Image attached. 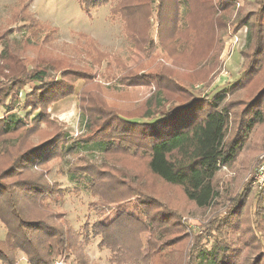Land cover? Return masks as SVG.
<instances>
[{"label":"rangeland","instance_id":"1","mask_svg":"<svg viewBox=\"0 0 264 264\" xmlns=\"http://www.w3.org/2000/svg\"><path fill=\"white\" fill-rule=\"evenodd\" d=\"M86 2L92 5H81L76 0H0V85L21 69H43L44 79L65 91L40 109L30 108L35 114V110L41 113L35 119L22 113L19 106L12 110L22 117V124L14 133L0 135V172L31 144L46 142L50 146L43 160L23 162L18 167L21 171L12 169L6 184L30 177L45 180L51 187L49 193L38 202L29 196L20 201L39 204L43 210L46 207L67 232L76 230L82 241L81 232L87 225L112 214L100 197L68 179L70 171L89 169L87 172L94 174L88 176L103 177L96 189L107 198L130 197L129 188L138 185L143 195L160 200L184 224L188 234L185 244L176 243L179 229L173 226L151 227L147 219L135 225L136 232L128 241L131 244L142 239L141 256H148L142 264H186L192 260L188 251L199 244L202 250L211 252L229 247L237 264H264V122L248 133L234 160L218 169L214 184L219 195L205 209H193L178 186L149 172L142 157L119 150L103 155L96 149L88 151L76 145L97 128L87 133L89 121L98 124L100 108H105L106 113L136 116L157 93L168 100L178 98L167 93L166 80L154 77L158 73L179 79L200 97H213L220 91L223 104L230 110L227 136L231 138L245 112L253 113L255 110L250 109L254 108L264 113V52L257 55L263 49L262 36L254 30L249 34L250 28L240 23L243 14L257 11L261 15L262 5L257 0H237L224 11L220 0H191V6L184 9L168 0L161 10L159 0ZM136 3V8L131 7ZM175 8L180 15L176 39L170 31L173 23L166 20L160 27L156 13L161 10L164 18ZM135 74L148 83L127 85L128 78ZM34 85L28 83L19 100ZM257 95V101L251 104ZM7 114L0 107L2 120ZM77 178L87 180L83 175ZM15 193L20 198V191ZM32 208L25 209L26 213L31 214ZM0 216L12 224L14 216L2 200ZM1 217L0 264H27L24 252L8 244ZM148 239L153 247H148ZM71 248L74 252L64 251L51 264H78L74 242ZM155 249L158 251L150 255ZM80 251L86 264L132 262L127 256L121 263L124 257L119 256L125 254L116 255L111 262L107 242L95 236L83 241Z\"/></svg>","mask_w":264,"mask_h":264},{"label":"trees","instance_id":"2","mask_svg":"<svg viewBox=\"0 0 264 264\" xmlns=\"http://www.w3.org/2000/svg\"><path fill=\"white\" fill-rule=\"evenodd\" d=\"M79 4H87V0H76ZM102 0H93L94 4ZM104 1V0H103ZM183 5L184 9L191 6V0H173ZM261 15L254 11L252 14H243L240 23L250 28L249 34L256 32L261 35V45L263 49L257 54L264 52V0H257ZM237 0H220L223 10L227 11L235 4ZM168 0H159L161 10L166 8ZM87 5H92L91 3ZM136 8L138 3L130 4ZM180 6H178L179 8ZM243 7V6H242ZM238 8V11L242 9ZM161 10H157L158 22L161 27L167 20L171 21V34L176 39V32L179 22L177 16H180L175 10L166 12V17L160 16ZM165 11V10H163ZM133 12V13H138ZM241 12V11H239ZM165 25V24H164ZM256 55V57H257ZM173 68V67H172ZM25 72L21 69L11 76L7 83L0 85V107L9 112L5 119L0 118V135H9L17 131L22 124V117L18 116L12 110L19 106V109L25 115H33V119L39 117L41 113L35 114L29 110L32 107L41 108L48 101H53L61 96L63 90L60 85L51 83L44 79L46 71L35 69ZM246 75V73H245ZM156 78L162 81L166 80L167 93H172L178 98L168 100L166 97H160L157 93L153 98L145 102V108L142 113L136 116L124 115L122 113H106L105 108H100L97 122L87 123V133L92 132L93 127H97L89 138H85L83 143L77 142V147L85 150L101 151L103 155L112 150H119L130 154L133 157H142L146 159V165L149 172L162 181L178 186L183 194V198L190 203L193 209H205L213 204L217 199L219 192L214 184L215 175L218 169L228 165L234 160L238 151L243 145L244 139L248 133L257 124L264 122V113L260 109L249 113L245 112L244 119L235 129L231 138L227 136V129L230 120V110L223 104V96L219 93L209 97V95L198 96L196 92L189 90L180 84L179 79L166 77L162 73L155 74ZM149 80H141L136 74L131 75L127 80L129 86L145 85ZM35 84L32 90L26 93L22 100H19V94L28 84ZM222 91V90H221ZM259 95L251 100L255 104ZM155 99V104L151 101ZM252 105L251 107H254ZM100 107V106H99ZM12 112V113H10ZM92 123V124H91ZM96 135V136H95ZM50 144L43 142L40 144H31L27 149L18 153L14 163L0 172V201H4L8 211L14 216L10 220L11 225L2 221L7 228L8 244L15 249H21L26 255L27 264H51L55 256H60L64 251L69 253L73 242L75 244V254L80 258L78 264H86L84 256L81 254V243L89 240L91 236L99 237L107 242L111 252L110 261H114L116 255L119 259L122 257L124 262L127 256L132 259L130 264H142L147 257L141 256L142 239L135 242L128 241L136 232L134 226L147 219L151 227L173 226L179 229L176 235L178 243H184L187 238V232L184 230V224L179 221V216L172 212L160 200L149 195H143L141 189L137 187L129 188L132 196H122L121 198H107L105 194L96 189L100 185L103 177L96 174L95 177L88 176V173L94 174V171L67 173L68 179L72 182L82 185L86 190L91 191V195L100 197L111 209L112 214L106 218L96 220L90 226L87 225L81 232V238L77 237L76 230H65L62 223L58 222L54 213L41 209L39 204H23L20 200L25 196L39 199L51 191V187L39 179L23 178L16 184H6L5 179L10 177V173L19 170L23 162L32 164L43 160ZM72 146V145H71ZM13 169V170H12ZM24 170L27 171L25 167ZM76 173V174H75ZM77 175H83L87 180L79 181ZM11 185V186H10ZM20 191V198H17L15 191ZM115 190V186L112 189ZM14 191V192H12ZM5 196H8L5 199ZM35 201V200H31ZM99 201V200H97ZM106 202V203H105ZM33 203V202H32ZM34 209L31 214L26 213L25 209ZM109 210V209H108ZM178 219V221H177ZM177 221V222H176ZM84 238V239H83ZM174 239V238H173ZM124 243V242H127ZM170 241L169 239L167 242ZM104 242H102V245ZM147 245L153 247L148 239ZM193 245L188 251L191 261L186 264H237L234 261V254L229 247H222L211 252L202 250V246ZM174 247L173 245H170ZM196 250L198 254H192ZM158 251L155 249L150 252L152 255ZM219 251V252H218ZM200 253V254H199ZM113 255V256H112ZM174 255V253H173ZM262 258L258 260L260 261Z\"/></svg>","mask_w":264,"mask_h":264},{"label":"built area","instance_id":"3","mask_svg":"<svg viewBox=\"0 0 264 264\" xmlns=\"http://www.w3.org/2000/svg\"><path fill=\"white\" fill-rule=\"evenodd\" d=\"M262 177L264 178V171L262 172ZM54 264H61L60 262H55Z\"/></svg>","mask_w":264,"mask_h":264}]
</instances>
